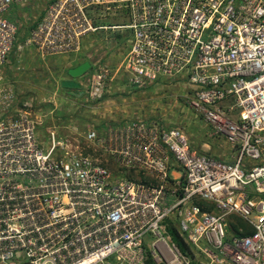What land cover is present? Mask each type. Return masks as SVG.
Listing matches in <instances>:
<instances>
[{
	"label": "built area",
	"instance_id": "2783aa9c",
	"mask_svg": "<svg viewBox=\"0 0 264 264\" xmlns=\"http://www.w3.org/2000/svg\"><path fill=\"white\" fill-rule=\"evenodd\" d=\"M28 6L41 20L32 40L55 53L80 50L94 11H126L128 24L110 28L129 31V84L189 85V105L235 155L196 151L155 120L51 131L46 150L12 154L0 171V264H264V0H0V112L21 133L29 121L8 114L28 111L5 70ZM109 78L94 70L91 100Z\"/></svg>",
	"mask_w": 264,
	"mask_h": 264
},
{
	"label": "rangeland",
	"instance_id": "374dc122",
	"mask_svg": "<svg viewBox=\"0 0 264 264\" xmlns=\"http://www.w3.org/2000/svg\"><path fill=\"white\" fill-rule=\"evenodd\" d=\"M18 11L20 15L27 16L17 21L18 32L5 76L13 86L15 107L26 108L28 112H9L8 116L14 123L25 119L29 122L24 127L28 128L27 132L21 133L16 125L13 130H5L1 117L4 112H0L1 172H6L10 166L6 160L12 154L20 156L21 150L25 152L28 148L27 155L34 157L46 150L51 131L62 137L73 127L84 133L92 127L126 120H155L165 127L178 128L187 136L192 149L225 162L233 161L235 154L225 137L213 135L211 126L189 105L188 96L192 94L189 85L163 83L135 88L129 84L123 66L128 52L129 31L110 28L128 24L126 11H94L91 20L96 29L80 39V50L75 53H55L41 48L44 37L35 38L36 42L31 35L40 18L31 16V6ZM73 60L78 65L86 62L91 65L85 72L82 101L60 85L62 80L69 78L68 71L73 68L69 63ZM101 66L109 68L110 78L103 97L91 100L89 80L94 70ZM69 85L64 87L77 88L76 83ZM81 109L86 112H78ZM9 131L11 134L6 135ZM28 136L29 142H26ZM19 141L22 143L11 145ZM52 157L56 158L57 153L54 152ZM194 262L200 264L198 260Z\"/></svg>",
	"mask_w": 264,
	"mask_h": 264
},
{
	"label": "crops",
	"instance_id": "0c3cea01",
	"mask_svg": "<svg viewBox=\"0 0 264 264\" xmlns=\"http://www.w3.org/2000/svg\"><path fill=\"white\" fill-rule=\"evenodd\" d=\"M76 63V61H74L73 60V62H71V63H69V64H71V65H73V68L72 69H74V68H77L78 66H80V65H78V64H75ZM69 70H71V69H69ZM68 73H69V71H68ZM84 76H85V73L84 74H82V75H80V76H77V77H73V76H71L70 74H69V78L68 79H65V80H62L61 81V83H60V85H61V88L62 89H64V90H67V92L68 93H70L71 95H75L76 96V98H77V100L79 99L80 101H82V98H83V95H84V83H83V80H84ZM76 83V87L77 88H65L64 86L66 85V84H68V86H70L69 85V83ZM78 91H80L81 92V94H79V92ZM76 100V101H77ZM75 104L76 105H78L77 104V102H75ZM78 112H86V110H79ZM122 122V121H121ZM115 123V122H114ZM109 167H110V169H112V170H114V171H116L117 169V166L115 165V164H113V163H110V165H109ZM116 174H118V172H115ZM175 174V176H178L179 174L178 173H174ZM129 176H131V175H128V177ZM132 176H133V178H136V175H134V174H132Z\"/></svg>",
	"mask_w": 264,
	"mask_h": 264
},
{
	"label": "trees",
	"instance_id": "16d2710c",
	"mask_svg": "<svg viewBox=\"0 0 264 264\" xmlns=\"http://www.w3.org/2000/svg\"><path fill=\"white\" fill-rule=\"evenodd\" d=\"M90 68H91V65H90ZM167 233L171 237L172 241L176 243V245L179 247L182 253L191 255L190 248L184 243L182 238L177 233L176 227L172 223H169L167 227ZM147 264H163V263H157L151 257H149L147 260ZM193 264H196V263L194 262Z\"/></svg>",
	"mask_w": 264,
	"mask_h": 264
},
{
	"label": "water",
	"instance_id": "95a60500",
	"mask_svg": "<svg viewBox=\"0 0 264 264\" xmlns=\"http://www.w3.org/2000/svg\"><path fill=\"white\" fill-rule=\"evenodd\" d=\"M89 68H90V64L86 62L78 66L77 68L69 70V74L73 77H77L84 74Z\"/></svg>",
	"mask_w": 264,
	"mask_h": 264
}]
</instances>
